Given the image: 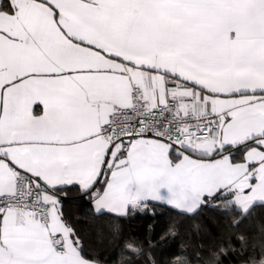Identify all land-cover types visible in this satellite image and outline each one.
<instances>
[{
	"label": "snow or ice",
	"instance_id": "obj_1",
	"mask_svg": "<svg viewBox=\"0 0 264 264\" xmlns=\"http://www.w3.org/2000/svg\"><path fill=\"white\" fill-rule=\"evenodd\" d=\"M0 264H264V0H0Z\"/></svg>",
	"mask_w": 264,
	"mask_h": 264
},
{
	"label": "crops",
	"instance_id": "obj_2",
	"mask_svg": "<svg viewBox=\"0 0 264 264\" xmlns=\"http://www.w3.org/2000/svg\"><path fill=\"white\" fill-rule=\"evenodd\" d=\"M226 175V170L225 169H218L216 170L215 173L210 174V179L212 180H216V179H220L223 178Z\"/></svg>",
	"mask_w": 264,
	"mask_h": 264
},
{
	"label": "trees",
	"instance_id": "obj_3",
	"mask_svg": "<svg viewBox=\"0 0 264 264\" xmlns=\"http://www.w3.org/2000/svg\"><path fill=\"white\" fill-rule=\"evenodd\" d=\"M86 227H98V225H97V226H93V225H86Z\"/></svg>",
	"mask_w": 264,
	"mask_h": 264
}]
</instances>
